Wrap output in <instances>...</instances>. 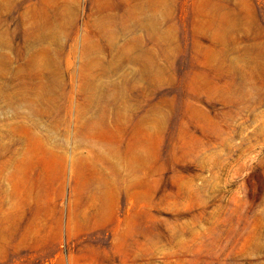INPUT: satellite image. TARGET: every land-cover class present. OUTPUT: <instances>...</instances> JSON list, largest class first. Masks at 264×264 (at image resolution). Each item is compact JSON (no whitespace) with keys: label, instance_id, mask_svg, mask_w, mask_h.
Instances as JSON below:
<instances>
[{"label":"rangeland","instance_id":"rangeland-1","mask_svg":"<svg viewBox=\"0 0 264 264\" xmlns=\"http://www.w3.org/2000/svg\"><path fill=\"white\" fill-rule=\"evenodd\" d=\"M0 264H264V0H0Z\"/></svg>","mask_w":264,"mask_h":264}]
</instances>
